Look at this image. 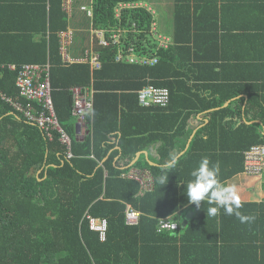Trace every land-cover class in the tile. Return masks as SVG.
<instances>
[{
  "label": "trees",
  "instance_id": "16d2710c",
  "mask_svg": "<svg viewBox=\"0 0 264 264\" xmlns=\"http://www.w3.org/2000/svg\"><path fill=\"white\" fill-rule=\"evenodd\" d=\"M121 3L137 0H95L94 20L87 15L89 26L91 21L96 28L116 26L115 10ZM177 6L179 16L183 9ZM196 7L195 12L199 11ZM42 8L44 35L35 49L0 53V92L18 100L19 70L25 65H49L55 114L73 140L75 157L67 158L58 137L50 140L0 97V264H264V202L241 203L239 211L253 217L242 223L235 215H225L223 209L216 217H207L210 205L202 202L197 210L185 196L190 173L203 157L209 158L210 166L219 165L218 179L225 183L243 172L245 153L264 145V133L245 125L228 131L215 116L190 151L167 170L168 181L161 184L162 166L168 161L131 164L158 137H140L145 136L138 128L145 123L144 115L169 113L173 92L164 80L171 76L166 57L172 48L158 52L157 66L139 67L117 64L116 50L97 42L101 71L93 72L90 65L64 66L59 34L75 24L73 17L64 10L62 0H43ZM146 8L128 14L142 29L155 22ZM176 23L179 28L180 22ZM143 39L157 43L149 32ZM19 43L25 42L7 40L8 46ZM149 87L169 90L167 107L139 104L138 92ZM93 88L95 115L88 127L92 131L94 124V130L81 139L72 90ZM129 126L135 127L132 132ZM180 136L185 133L178 132L173 139ZM132 143L135 147L127 151L126 145ZM133 167L151 172L153 192L142 196L138 182L121 178ZM127 205L141 213L138 226L127 224ZM190 211L193 217L183 227ZM90 217L108 221L106 242L92 230ZM164 218L177 222L179 230L159 233Z\"/></svg>",
  "mask_w": 264,
  "mask_h": 264
},
{
  "label": "crops",
  "instance_id": "0c3cea01",
  "mask_svg": "<svg viewBox=\"0 0 264 264\" xmlns=\"http://www.w3.org/2000/svg\"><path fill=\"white\" fill-rule=\"evenodd\" d=\"M72 1L75 24L68 30L77 33L75 41L80 38L82 44L74 48V43V55L70 56L81 59L91 50L93 42L92 21L89 26L88 14L82 12L81 7L94 5L95 0H91L90 5L86 0ZM178 3V0H137V4H145L154 12L156 24L159 18L157 33L171 41L168 49L172 50L166 57L167 72L171 76L164 83L172 90L173 100L167 115H144L145 123L138 128L145 136L140 137H158L137 154L131 166L139 160L143 165H158L169 162L173 155H178L177 161L190 151L197 135L215 116L223 120L228 131L245 125L255 126L264 133V0H184ZM177 5L183 9L179 16ZM196 5L199 11L195 12ZM42 6L43 0H0L1 54L35 49L44 35ZM177 21L181 24L179 28H176ZM12 38L25 43L8 46L7 40ZM84 38H88L87 42ZM92 90L96 95L94 88ZM135 127L126 128L132 132ZM91 130L88 124L79 123L77 136L85 139L93 133ZM178 132L185 136L174 140ZM134 147V143L128 144L126 150ZM225 184L236 187L241 203L264 202V173L261 176L241 173Z\"/></svg>",
  "mask_w": 264,
  "mask_h": 264
},
{
  "label": "built area",
  "instance_id": "2783aa9c",
  "mask_svg": "<svg viewBox=\"0 0 264 264\" xmlns=\"http://www.w3.org/2000/svg\"><path fill=\"white\" fill-rule=\"evenodd\" d=\"M62 6L69 17H72L73 1L62 0ZM144 5L133 3H121L115 10L116 26L108 28H96L94 22L91 27L92 48L81 59L70 56V48L74 45V31H66L59 34L60 55L64 66L90 65L93 72L102 69V55L96 50V44L116 50L115 61L120 65L139 67H155L159 63L158 52L168 49L171 45L170 39L157 33V24L153 22L149 29H142L138 22L128 19V14ZM152 15L154 12L146 8ZM81 11L88 14L89 18H95V8L92 6L81 7ZM157 41L152 45L143 39V34L148 32ZM154 53H151L152 47ZM16 71V67H10ZM19 99H11L0 92L1 99L6 102L15 112L20 113L26 121L37 126L39 130L52 140L55 136L64 148L67 158L75 157L73 152V140L60 125L55 114L54 104L51 96L50 66L25 65L19 70L17 83ZM74 96L73 115L79 123L88 124L94 122L96 99L93 90H72ZM139 104L142 107H167L170 103L171 93L167 89L149 87L138 92ZM25 102V104L23 103ZM94 130V124L92 125ZM93 158H96L95 156ZM243 174L246 176H261L264 173V145H255L245 153ZM122 179H129L139 183L140 195L151 193L154 190V177L148 170L130 168L122 173ZM141 213L132 205H127L126 221L129 226L140 224ZM92 230L100 234L102 242H106L108 232V221L90 217ZM180 226L171 218L160 219L159 233L175 232Z\"/></svg>",
  "mask_w": 264,
  "mask_h": 264
},
{
  "label": "clouds",
  "instance_id": "9594fccd",
  "mask_svg": "<svg viewBox=\"0 0 264 264\" xmlns=\"http://www.w3.org/2000/svg\"><path fill=\"white\" fill-rule=\"evenodd\" d=\"M175 165L176 157H171L170 161L162 166L165 174L160 177L161 184L168 181L167 170ZM190 176L191 179L185 188L188 205H194L197 210H201L202 202H206L210 205L205 212L207 217H216L220 209H223L225 215H235L242 223L253 219L239 211L241 202L236 187L222 183L218 179L219 165L210 166L208 157H203L200 160L198 166L191 171Z\"/></svg>",
  "mask_w": 264,
  "mask_h": 264
},
{
  "label": "rangeland",
  "instance_id": "374dc122",
  "mask_svg": "<svg viewBox=\"0 0 264 264\" xmlns=\"http://www.w3.org/2000/svg\"><path fill=\"white\" fill-rule=\"evenodd\" d=\"M86 3H87L88 5H90L91 0H86ZM144 5H145V4H144ZM156 20H157V24H158V23H159V18L157 17ZM70 25H73V24H72V21H70ZM164 25L167 26L168 24L165 23ZM73 26H74V25H73ZM164 27H165V26H164ZM160 29L163 30V29H164L163 26L160 27ZM80 44H82V40H80V38H77V39H76V42H75V46H74V48H76V47H77L78 45H80ZM70 54L74 55V53H73L72 51H70Z\"/></svg>",
  "mask_w": 264,
  "mask_h": 264
},
{
  "label": "water",
  "instance_id": "95a60500",
  "mask_svg": "<svg viewBox=\"0 0 264 264\" xmlns=\"http://www.w3.org/2000/svg\"><path fill=\"white\" fill-rule=\"evenodd\" d=\"M79 127H80V126H79ZM192 215H193L192 213H189V214L187 215V217H186V219H185V221H184V223H183V227H185V226L187 225V223L190 221Z\"/></svg>",
  "mask_w": 264,
  "mask_h": 264
}]
</instances>
